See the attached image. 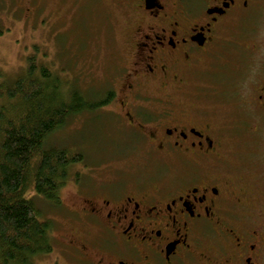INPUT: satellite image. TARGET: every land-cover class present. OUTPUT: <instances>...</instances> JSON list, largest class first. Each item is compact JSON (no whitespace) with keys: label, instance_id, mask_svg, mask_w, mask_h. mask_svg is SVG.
Wrapping results in <instances>:
<instances>
[{"label":"flooded vegetation","instance_id":"obj_1","mask_svg":"<svg viewBox=\"0 0 264 264\" xmlns=\"http://www.w3.org/2000/svg\"><path fill=\"white\" fill-rule=\"evenodd\" d=\"M118 2L126 60L104 106L146 168L71 180L63 251L80 264H264V0Z\"/></svg>","mask_w":264,"mask_h":264},{"label":"rangeland","instance_id":"obj_2","mask_svg":"<svg viewBox=\"0 0 264 264\" xmlns=\"http://www.w3.org/2000/svg\"><path fill=\"white\" fill-rule=\"evenodd\" d=\"M118 1L122 0H0V82L23 74L27 58L34 54L40 64L59 74L66 87L79 88L89 98H103L110 88L117 89L130 25ZM121 115L117 105L84 111L49 136L47 145L80 152L85 159L72 165L59 206L33 197L42 215L52 220L55 237L54 250L37 257L35 264L81 262L62 248L75 228L69 207L78 195L71 180L101 183L113 174L133 176L145 170L141 145L131 143Z\"/></svg>","mask_w":264,"mask_h":264},{"label":"trees","instance_id":"obj_3","mask_svg":"<svg viewBox=\"0 0 264 264\" xmlns=\"http://www.w3.org/2000/svg\"><path fill=\"white\" fill-rule=\"evenodd\" d=\"M27 61L23 74L0 82V264H35L54 250L53 222L33 197L59 206L72 165L85 158L47 141L69 117L97 110L109 99L66 87L34 54Z\"/></svg>","mask_w":264,"mask_h":264}]
</instances>
